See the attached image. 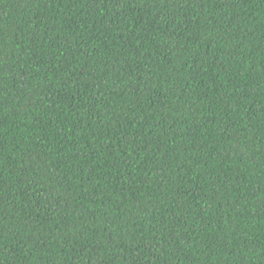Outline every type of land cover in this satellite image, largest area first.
<instances>
[{
	"label": "trees",
	"instance_id": "trees-1",
	"mask_svg": "<svg viewBox=\"0 0 264 264\" xmlns=\"http://www.w3.org/2000/svg\"><path fill=\"white\" fill-rule=\"evenodd\" d=\"M0 264H264V0H0Z\"/></svg>",
	"mask_w": 264,
	"mask_h": 264
}]
</instances>
